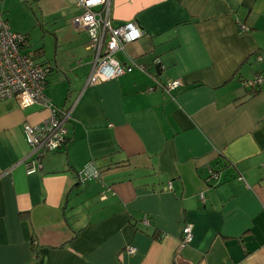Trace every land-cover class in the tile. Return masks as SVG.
Returning <instances> with one entry per match:
<instances>
[{"label":"crops","instance_id":"1","mask_svg":"<svg viewBox=\"0 0 264 264\" xmlns=\"http://www.w3.org/2000/svg\"><path fill=\"white\" fill-rule=\"evenodd\" d=\"M21 1L45 96L71 112L66 142L37 158L22 125L48 111L0 101V264H264V0H109L110 24L144 35L114 54L129 72L93 85L73 0ZM87 161L99 177L80 181Z\"/></svg>","mask_w":264,"mask_h":264},{"label":"built area","instance_id":"2","mask_svg":"<svg viewBox=\"0 0 264 264\" xmlns=\"http://www.w3.org/2000/svg\"><path fill=\"white\" fill-rule=\"evenodd\" d=\"M81 11L73 15L70 23L87 33L86 49L91 55L90 69L86 76V85H93L114 78L129 71L134 64L120 63L114 54L123 51L125 44L142 37L144 32L134 21H125L117 26L109 22V0H73ZM237 27L244 29L237 23ZM257 59L259 57L257 56ZM49 67L35 62L33 52L27 48L24 34L11 31L0 12V101L11 98L19 107L31 104L39 105L48 111L47 117L40 123L31 125L23 123L24 140L35 151L36 157L42 151L59 149L66 141L65 124L70 118L71 107L62 108L52 105L44 94L45 77ZM262 81L259 75L240 81L245 88H253ZM178 84L177 80L165 84L158 83L164 91ZM37 158L26 164V172L35 170ZM80 181L95 179L97 170L91 161H87L76 173ZM217 173L212 168L207 169L205 181L216 180ZM142 222L146 223L145 217ZM191 239L190 225L182 230L178 247L187 244ZM131 254L134 248L125 247Z\"/></svg>","mask_w":264,"mask_h":264},{"label":"rangeland","instance_id":"3","mask_svg":"<svg viewBox=\"0 0 264 264\" xmlns=\"http://www.w3.org/2000/svg\"><path fill=\"white\" fill-rule=\"evenodd\" d=\"M4 6V10L7 9V11H3L1 14L9 25V29L18 27L19 30H22L18 33L27 35V38L30 37L31 40L40 37L38 14L33 5H28L21 0H7Z\"/></svg>","mask_w":264,"mask_h":264},{"label":"trees","instance_id":"4","mask_svg":"<svg viewBox=\"0 0 264 264\" xmlns=\"http://www.w3.org/2000/svg\"><path fill=\"white\" fill-rule=\"evenodd\" d=\"M77 8H79V7H77ZM79 9H80V11H81V8H79ZM80 11H79V12H80ZM79 12H78V13H79ZM74 15H75V14H74ZM70 19H71V18H70ZM24 35H25V34H24ZM25 37H26V36H25ZM26 42H27V48L30 49V47H29V45H28V40H27V38H26ZM30 50H31V49H30ZM31 51H32V50H31ZM87 51H88V50H87ZM32 52H33V57H34V60H35L34 51H32ZM35 62H36V61H35ZM37 63H38V62H37ZM39 64H40V65H43V66H46V65H44V64H42V63H39ZM47 66L49 67V71H50V66H49V65H47ZM132 68H133V67H132ZM132 68H131V69H132ZM131 69H130V70H131ZM130 70H129V71H130ZM129 71H126V72H129ZM48 73H49V72H48ZM48 73H47V74H48ZM124 73H125V72H124ZM256 75H258V74H256ZM46 76H47V75H46ZM249 79H251V78H249ZM240 81H241V80H240ZM45 85H46V77H45ZM154 85L157 86L158 83L156 82V83H154ZM256 86H257V85H256ZM256 86H255V87H256ZM44 87H45V86H44ZM157 87H158V86H157ZM255 87H253V88H255ZM253 88H250V89H253ZM44 94H45V93H44ZM65 108H68V107H65ZM66 123H67V122H66ZM66 140H67V137H66ZM65 142H66V141H65ZM53 151H54V150H53ZM92 163H93V162H92ZM94 166H95V165H94ZM95 168H96V167H95ZM96 170H97L98 176H97L95 179H97V178L99 177V171H98L97 168H96ZM76 173H77V172H76Z\"/></svg>","mask_w":264,"mask_h":264}]
</instances>
